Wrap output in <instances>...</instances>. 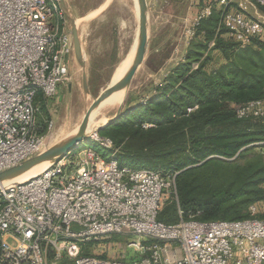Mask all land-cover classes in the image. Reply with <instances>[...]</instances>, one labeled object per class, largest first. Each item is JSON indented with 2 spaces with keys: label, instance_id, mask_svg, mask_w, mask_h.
<instances>
[{
  "label": "built area",
  "instance_id": "obj_1",
  "mask_svg": "<svg viewBox=\"0 0 264 264\" xmlns=\"http://www.w3.org/2000/svg\"><path fill=\"white\" fill-rule=\"evenodd\" d=\"M198 1L195 24L218 8L220 26L242 46L264 35L263 20L250 13L264 0ZM64 19L61 0H0V172L48 148L35 99L53 98L69 78L75 48ZM237 114L264 119V99ZM98 140L114 148L110 138ZM116 151L106 159L91 147L71 150L4 187L0 264H264V199L250 205L249 218L165 224L158 215L176 173L121 166ZM115 233L133 234L132 245L145 255L129 261L84 253L88 241Z\"/></svg>",
  "mask_w": 264,
  "mask_h": 264
},
{
  "label": "trees",
  "instance_id": "obj_2",
  "mask_svg": "<svg viewBox=\"0 0 264 264\" xmlns=\"http://www.w3.org/2000/svg\"><path fill=\"white\" fill-rule=\"evenodd\" d=\"M221 14L215 8L196 24L187 57L201 61L217 50L226 64L175 68L158 98L99 131L112 140L121 166L176 173L178 203H166L158 215L165 224L249 218L250 205L264 199V119L237 114L264 99V35L242 46L227 37ZM50 99H35L39 134L47 130L40 111Z\"/></svg>",
  "mask_w": 264,
  "mask_h": 264
},
{
  "label": "rangeland",
  "instance_id": "obj_3",
  "mask_svg": "<svg viewBox=\"0 0 264 264\" xmlns=\"http://www.w3.org/2000/svg\"><path fill=\"white\" fill-rule=\"evenodd\" d=\"M105 1L64 0L62 4L65 14L64 26L72 36L73 44L74 28L78 29L82 58L79 59L74 52L69 78L58 86L57 94L49 100V105L44 102L40 111V119L48 120L45 133L48 147L70 138L71 129L77 123L81 124L92 102L112 82L116 67L128 55L137 37L138 21L134 0H111L97 14L86 18L88 13L102 7ZM147 3V53L121 105L122 116L133 114L134 111L136 113L140 107L158 98L175 68L187 67L191 61L192 69L198 68L204 62L209 70H213L227 63L217 50L210 55L205 54L201 61L188 59V50L196 33L194 19L197 5L193 0H147ZM256 7L264 22V8ZM213 46L214 40L209 42V49ZM116 112L117 108H113L106 112V115L112 118ZM59 131L62 135L57 137ZM99 131L97 135L89 134L82 143L74 147L73 152L91 147L101 157L110 158L113 151L100 143L98 138L102 136ZM262 150L264 151V148ZM232 159L234 158H230ZM165 198L163 207L171 201L178 203L177 182ZM134 237L130 233L106 235L88 241L83 251L111 259H140L145 255V251L132 245ZM60 264H76V261L64 259Z\"/></svg>",
  "mask_w": 264,
  "mask_h": 264
},
{
  "label": "water",
  "instance_id": "obj_4",
  "mask_svg": "<svg viewBox=\"0 0 264 264\" xmlns=\"http://www.w3.org/2000/svg\"><path fill=\"white\" fill-rule=\"evenodd\" d=\"M62 4L64 0H61ZM139 4V28L137 35V46L133 56L132 63L127 70V72L117 81L111 82L92 102L90 107L88 108L86 114L84 115L82 122L80 124L79 130L77 134L73 138H68L66 140L60 141L52 146H49L46 150L37 154L19 164L6 168L0 172V192L6 187L5 181H9L10 179H15L17 177L23 176L30 172L36 170L39 166L44 163H52L58 161L62 157H64L69 151L73 150L74 147L80 143H82L86 138V130L89 123V118L93 111L99 107V105L106 100L110 95L114 92L131 87L134 76L144 62L147 47L149 42V18H148V3L147 0H138ZM74 48L75 52L79 59L82 58V43L81 38L79 36V32L77 27L74 28ZM122 117L121 107L117 110L115 116L110 118L108 123L101 126L98 131L110 124L115 123Z\"/></svg>",
  "mask_w": 264,
  "mask_h": 264
},
{
  "label": "bare ground",
  "instance_id": "obj_5",
  "mask_svg": "<svg viewBox=\"0 0 264 264\" xmlns=\"http://www.w3.org/2000/svg\"><path fill=\"white\" fill-rule=\"evenodd\" d=\"M111 0H106L103 4L102 7H100L99 9H96L90 13H88V15L86 16V18H91V16H94V14H97L98 11H100L102 8H104ZM134 5H135V10H136V16H137V35H138V28H139V4H138V0H134ZM78 21V20H77ZM79 23V22H78ZM136 35V36H137ZM138 40L137 37L135 38L134 44L132 45V48L130 50V52L128 53V55H126L122 61L118 64V66L115 69V73L113 76V80L112 82H115L117 80H119L129 69L132 60H133V56L136 50V46H137ZM127 88L118 90L116 92H114L112 95H110L106 100H104L97 109H95L93 111V113L91 114L90 118H89V123L87 126V130H86V134H93V135H97L98 133V129L107 124L109 121V117H107L106 112H108L109 110L113 109V108H117V110L121 107V105L123 104L126 95H127ZM113 118V117H112ZM80 123H77L70 131V138H73L78 130H79V125ZM62 132L59 131V133L57 134V137L61 136ZM68 136V135H67ZM66 137V136H65ZM49 163H44L43 165L39 166L36 170H34L33 172H30L28 174H25L23 176L17 177L15 179H10L9 181H5V185L8 184H12L15 182H21V181H25L37 174H39L41 171H43Z\"/></svg>",
  "mask_w": 264,
  "mask_h": 264
},
{
  "label": "crops",
  "instance_id": "obj_6",
  "mask_svg": "<svg viewBox=\"0 0 264 264\" xmlns=\"http://www.w3.org/2000/svg\"><path fill=\"white\" fill-rule=\"evenodd\" d=\"M193 1H194L195 5H197V11H198L199 7L201 6V2L198 0H193ZM250 13H251V15H254V16H259V17L261 16L259 9L257 7H254V6L251 8ZM195 17H196V15H195Z\"/></svg>",
  "mask_w": 264,
  "mask_h": 264
}]
</instances>
